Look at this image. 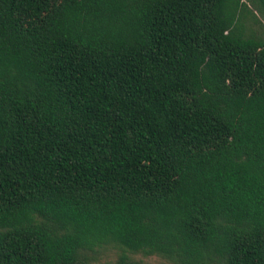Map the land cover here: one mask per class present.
I'll use <instances>...</instances> for the list:
<instances>
[{"label":"trees","instance_id":"trees-1","mask_svg":"<svg viewBox=\"0 0 264 264\" xmlns=\"http://www.w3.org/2000/svg\"><path fill=\"white\" fill-rule=\"evenodd\" d=\"M255 11L0 0V264H264Z\"/></svg>","mask_w":264,"mask_h":264},{"label":"rangeland","instance_id":"rangeland-1","mask_svg":"<svg viewBox=\"0 0 264 264\" xmlns=\"http://www.w3.org/2000/svg\"><path fill=\"white\" fill-rule=\"evenodd\" d=\"M257 17L261 20V25H264L263 19L261 18V15L258 12H254ZM249 24H251L249 22ZM261 25H253L251 26L259 31H261ZM120 253V249L115 246H108L104 247L102 249H99L98 252L95 254V260L93 261V264H110L115 261L118 254ZM129 257L137 262H140L141 264H172L170 261L159 257V256H144L141 253L138 254H129Z\"/></svg>","mask_w":264,"mask_h":264}]
</instances>
